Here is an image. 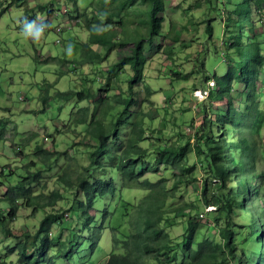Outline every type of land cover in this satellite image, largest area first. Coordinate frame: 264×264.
<instances>
[{"label": "rangeland", "instance_id": "obj_1", "mask_svg": "<svg viewBox=\"0 0 264 264\" xmlns=\"http://www.w3.org/2000/svg\"><path fill=\"white\" fill-rule=\"evenodd\" d=\"M244 1L247 0H166L161 32L153 39H147L144 34L148 30L147 21L152 5L149 0H0V182L4 181L0 184V197L5 193L8 180L14 183L19 175H25L29 169L42 168L40 179L33 185L34 192L42 195L40 202L48 203L56 190L61 198L54 206L48 207H40L45 205L39 203L28 205L25 198L18 200L20 205L16 217H9L8 214L7 225L0 220V264H21L20 243L25 241L29 249L32 247L40 223L50 212L57 216V220L51 224L54 245L50 254L58 264H99L108 258L113 244L112 233H116L117 228L121 238L129 233L128 219L148 191L125 187L117 161L107 156L104 158L107 169L104 173L96 171V177L113 176L116 190L113 194H107L101 202L96 201L91 209L95 219L90 223L91 228H96L92 226L101 224L103 214L106 215L105 224L114 213L107 225L115 226H111V229L106 226L98 245L92 249L90 244L95 241V237L86 231L83 218L77 210L78 199L83 195L74 186L68 187L59 181L60 174L69 170L68 166L86 165L99 154L93 147L97 139L86 136L82 125L71 126V114L77 112L80 106L90 105L92 108L94 105L97 111L106 107L108 111L98 115L103 116L109 125L121 119L124 123L119 126L124 138L130 130L126 122L140 116L155 131L164 123V131L171 134L172 139L196 142V135H200L196 130L203 123L204 116L199 103H209L208 110L214 117L228 99L213 101L208 98L210 91L207 85L215 80L208 81L205 75L221 76L228 71L229 65L236 70L239 61L236 38L240 36L244 43L249 40L243 29L228 23L230 18L236 20L240 17L235 9L237 4H243ZM250 2V20L256 28L264 27V0L260 4L258 0ZM38 3L46 4L43 10L37 7ZM78 6L85 13L74 17L71 12L75 10V14ZM246 7H243L244 20L247 17ZM112 10H117L118 15L111 16ZM26 24H35L39 35L25 38L22 32ZM209 24L212 33L208 35ZM104 32L108 35L114 33L112 48L94 43L92 46L101 52V58L79 63L83 60L84 42ZM141 38L144 39L142 49L145 63L143 75L136 79L131 57ZM230 38L232 46L227 50ZM261 47L264 53V33ZM229 53L233 63L228 62ZM36 55L39 57L36 58ZM74 59L77 60L76 64L72 63ZM173 70L191 72L192 75L188 79L177 80L171 74ZM261 71L259 82L255 80L252 88L244 80L234 78L231 96L235 106L245 114L243 122L252 119L253 137L259 142L258 157L252 161L253 170L264 172V63ZM84 86H91L97 93L93 103L88 100H66L55 95L58 90ZM129 88H133L135 97L138 94L141 102H130L132 104L125 112L118 98L129 96ZM45 89L51 94V103L43 110L42 95ZM251 89L255 98L260 100L255 106L246 95ZM169 90L173 93L167 99ZM248 104L252 105L250 111L247 110ZM147 113L149 116H146ZM150 115L154 118L150 119ZM192 121L194 127H191ZM217 129V125L213 124L211 131L205 130V127L203 131H210L216 138ZM32 131L39 135L22 143V138ZM245 131L243 127L242 133ZM147 134L148 137L141 142L144 147L148 148L151 143L154 146L163 143L152 137L150 130ZM227 136L236 139L237 133ZM38 142L43 148L61 150V155L44 163L35 149ZM90 150H94L92 157L88 154ZM140 158L159 167L157 171L154 167L150 168L141 176L142 180L149 178L156 181L163 178L167 190L177 186L176 193L167 197L166 213L161 221V226L171 236L172 246L167 253L176 254L177 262L182 261L187 224L191 220L203 225L199 240L209 238L223 241L220 229L227 218L225 214L220 219L216 218L220 206L214 200L213 195L216 194L220 204H224L227 199L230 202L231 228L238 247L244 249L245 256L248 254L247 258H242L241 264L254 262L263 248L260 240L264 229L251 237L249 224L254 223L257 213L259 224L264 220V185L259 189V207L253 203L251 210L247 211V195L237 197L245 202L244 205L230 198V188L236 189L237 182L229 178L225 182L219 180L214 171L208 168V162L199 161L204 159L195 151L189 153L188 160L190 164L196 165L185 172L174 165L156 164L154 149L148 148ZM32 161L36 162L35 165L29 166ZM206 177L209 180V199L205 198L202 190ZM253 183L254 179L251 185ZM255 194V189L251 188V196ZM9 208L8 201H0V214L6 216ZM182 213L186 215L182 216ZM200 213L205 215L201 216ZM29 234L30 240L27 238ZM117 243L122 247L120 242ZM65 250H69L70 254L65 255Z\"/></svg>", "mask_w": 264, "mask_h": 264}, {"label": "trees", "instance_id": "obj_2", "mask_svg": "<svg viewBox=\"0 0 264 264\" xmlns=\"http://www.w3.org/2000/svg\"><path fill=\"white\" fill-rule=\"evenodd\" d=\"M151 1L150 17L147 21L148 30L145 32L147 39H153L161 32V25L164 21L166 13V0H149ZM261 0H258V4ZM40 5V7H39ZM46 4H37L38 8L44 9ZM245 5V6H243ZM247 6V7H246ZM243 7H246L247 17L243 19ZM236 11L240 13V17L236 20L234 18L229 19V25L235 24L239 26V29H243L248 35V41L244 43L240 36L236 38V50L239 55V61L237 62V69L235 70L232 65H229L228 71L221 75H205V78L215 80L214 84H208L209 87V99L213 101L219 99L221 101L224 98H228L226 105L220 106L221 111L217 112L213 117L211 111L208 110L209 103L201 101L199 105L203 108V123L198 126L197 132L200 135H196V142L191 143L189 139H172L171 134H166L164 131V123L159 130L155 131L153 128L147 126V120L143 117H136V120L127 121L130 130L124 138L121 134L120 123H124L118 118L117 122L113 125L106 123L103 116L98 113L108 111L106 107L103 110L97 111L95 106L91 108L90 105L78 107L77 112L71 114V126L82 125L85 131V135L90 138L94 137L97 142L93 144V147L99 151L97 157L93 158L91 162L86 165H80L75 167H69V170H64L59 176V181L68 186L75 187L76 191L82 198L78 199V208L80 216L83 218L84 226L86 231L90 232L95 237V241L90 244L92 249H95L98 245L99 239L103 233V229L106 226H115L113 224L107 225L114 215L109 217L105 224L106 215L103 214L102 222L100 225L92 227L91 223L94 221L95 214L92 213L91 209L94 207L96 201H102L107 194H113L116 190L115 179L113 176L105 178L103 176L96 177L95 172L101 170L103 173L106 171L107 166L105 165L104 158L107 156L112 160L117 161L118 171L121 174V179L125 187L139 188L148 191L146 195L141 199L133 209L128 212L130 214L133 211V215L129 220L130 231L125 234L122 238L118 236V229L116 233H112V250L109 253L108 258L99 264H241L244 255V249L238 247V241L235 238L234 230L231 228L232 216L230 202L227 199L224 204L219 203V197L216 194L215 202L219 206L216 218H222L225 214L227 221L225 225L221 227L220 233L223 236V241H215L209 238H203L199 240L203 225L200 222L191 220L187 224L186 238L184 242V258L181 262H177L176 254H169L167 250L172 246L170 242L171 236L169 232L161 226V221L166 213V200L167 197L173 196L176 193V187L171 190L165 189V180H152L149 178L141 179V176L149 171L150 168L154 167L155 171L158 170V166H152L148 160H141L140 155L146 154L147 149H154L156 154V164H167L174 165L179 170L189 171L196 164H190L188 155L191 151H195L198 156L204 160L201 162H208V168L214 171L215 176L225 182L226 179L234 180L237 182V188H230L231 200L238 201V203L244 205L245 202L239 200L238 195H247L248 202L246 204L247 211L251 210L252 204L255 207H259L260 194L259 189L264 185V172L253 170L254 162L253 159H257L259 142L256 137H253L252 130V119L249 118L246 123L243 122L245 114L242 113L241 109L235 106L234 98L231 96L232 80L238 78V80H244L245 84L249 87H253V82L258 78L260 74V68L264 63V55L262 53V35L264 33L263 26L256 28L251 18V2L247 0L244 3L237 4ZM75 11V10H73ZM71 15L82 16L85 11L76 7V12ZM49 13H51L49 11ZM52 14V13H51ZM111 16L118 15L117 10H112ZM33 17V16H31ZM246 21V22H245ZM264 25V24H263ZM260 28V29H259ZM54 29V28H53ZM208 35L212 33V27L209 24L207 27ZM104 32L99 34L98 37L91 38V40L84 42V52L82 54V62H92L93 58H101V52L95 49L92 44H101V46H107L109 49L112 48L113 40L112 36ZM233 35V34H231ZM143 38L138 40L131 62L134 68V76L136 79H140L143 75L145 55L143 51ZM229 45L227 50L231 48V38L228 40ZM243 56V59L241 58ZM36 58L39 56L36 55ZM86 58V59H85ZM66 61V59H65ZM76 59L72 63L76 64ZM67 62V61H66ZM228 62L233 63L232 56L229 53ZM171 74L175 79H188L192 73L182 72L178 70L171 71ZM206 86V85H205ZM204 86V87H205ZM216 88V89H215ZM130 89V88H129ZM172 91L167 92V99L170 98ZM96 92L93 91L91 86H84L83 88H70L67 90H58L55 95L66 99H77L78 101L88 100L93 103L96 97ZM247 98L254 102V106L260 102L259 99L255 98L252 89L246 92ZM196 96V95H195ZM194 99L196 100V97ZM49 98L51 94L48 89H45L42 95L43 110L48 107ZM198 98V97H197ZM207 98V99H208ZM123 106V111L127 112V107L134 102L140 104V98L133 92V88L130 89V95L126 98H118ZM194 100V101H195ZM194 101L193 104H194ZM132 102V103H130ZM252 107L248 104L247 110L250 111ZM258 112V111H257ZM246 113V112H245ZM123 116H126L124 112H121ZM149 116V113L146 114ZM154 117L150 115V119ZM191 127H194L193 121ZM213 124L217 125V137L210 133V129L213 128ZM208 125L210 131L205 133L203 128ZM241 125H243L241 127ZM245 127L246 131L242 133V129ZM148 130L151 131V135L157 140H162L163 143L154 146L153 143L144 147L141 142L148 137ZM237 133L235 138H228V134L233 135ZM39 134L36 131L28 133L27 136L22 138V143L27 140H31L37 137ZM37 154L40 155L42 161L48 162L51 158L61 155L62 151L59 149L50 150L49 148H43L42 144L38 142L36 146ZM89 156L92 157L94 150L89 151ZM35 161L29 162V166L35 165ZM73 164H71L72 166ZM207 167V165H206ZM32 170L29 169L25 175H19L16 182L12 183L8 180L9 184L6 185L5 193L0 197V201H8L10 208L6 213L0 214V220L7 225V218L16 217V211L20 205L19 199H27L28 205L37 204L45 205L40 207L54 206L56 202L61 199L60 193L54 191L49 202H40L42 195L34 192V183L40 179L41 169ZM2 171L1 173H3ZM9 175H12L9 172ZM251 176L253 178H251ZM254 183L251 185L252 180ZM181 180L179 179L178 182ZM4 181H1L3 183ZM251 188L255 189V196H251ZM203 194L206 199H209V180L206 177L203 180L202 186ZM173 193V194H171ZM253 201V202H252ZM205 202H212L206 200ZM216 205V204H215ZM261 208V207H260ZM259 209V208H258ZM264 209V207L262 208ZM261 209V211H262ZM115 210H113L114 212ZM214 212V211H213ZM9 214V215H8ZM8 215V216H7ZM185 216V213L181 214ZM201 216L205 214L200 213ZM259 214H255L254 223L249 224L250 236H254L256 232H261L264 229V220L261 224L258 222ZM57 220L56 214L50 212L40 223L39 231L34 235V242L31 243L32 247L29 249V245L23 241L20 243L21 264H58L50 254V250L53 247V237L51 236V224ZM90 223V224H89ZM117 227V226H116ZM89 235V238H90ZM31 239L30 234L27 236ZM26 238V240H28ZM120 239V241H117ZM91 240V238H90ZM120 242L122 247L117 243ZM263 243V248L258 253V257L255 258L251 264H264V235L260 240ZM30 243V242H29ZM65 255H69L70 251L65 250ZM246 258L248 257L245 256ZM186 260L184 261V259Z\"/></svg>", "mask_w": 264, "mask_h": 264}, {"label": "clouds", "instance_id": "obj_3", "mask_svg": "<svg viewBox=\"0 0 264 264\" xmlns=\"http://www.w3.org/2000/svg\"><path fill=\"white\" fill-rule=\"evenodd\" d=\"M22 33H23L25 38H28L30 35L31 36L39 35V33L36 32V30H35V24H26V27H25V29L23 30ZM261 49H262V47H261ZM262 53H263V49H262ZM263 55H264V53H263ZM261 68H260L259 78H260V76L262 74ZM259 78H258V82H259Z\"/></svg>", "mask_w": 264, "mask_h": 264}, {"label": "built area", "instance_id": "obj_4", "mask_svg": "<svg viewBox=\"0 0 264 264\" xmlns=\"http://www.w3.org/2000/svg\"><path fill=\"white\" fill-rule=\"evenodd\" d=\"M212 84H214V81L213 82H211ZM206 91V90H205Z\"/></svg>", "mask_w": 264, "mask_h": 264}]
</instances>
